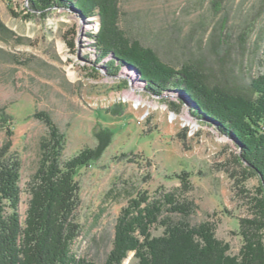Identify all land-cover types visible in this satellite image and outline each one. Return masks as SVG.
Listing matches in <instances>:
<instances>
[{
    "label": "rangeland",
    "instance_id": "374dc122",
    "mask_svg": "<svg viewBox=\"0 0 264 264\" xmlns=\"http://www.w3.org/2000/svg\"><path fill=\"white\" fill-rule=\"evenodd\" d=\"M116 1L119 29L169 66H196L212 85L233 91L264 74V0ZM28 8L27 0H0V150L9 142L8 156L21 164L22 223L50 139L47 115L63 139L62 161L111 134L101 158L75 176L78 259L105 264L122 210L140 195L149 202L173 195L191 209V225L212 224L238 256L242 225L258 217L263 195L232 137L206 116L193 117L195 104L181 88L156 95L138 70L112 67L114 55L101 56L92 38L102 33L99 9L85 16L74 5L45 15ZM122 264L138 260L132 252Z\"/></svg>",
    "mask_w": 264,
    "mask_h": 264
},
{
    "label": "trees",
    "instance_id": "16d2710c",
    "mask_svg": "<svg viewBox=\"0 0 264 264\" xmlns=\"http://www.w3.org/2000/svg\"><path fill=\"white\" fill-rule=\"evenodd\" d=\"M27 2L31 12L42 15L56 7L73 5L85 16L99 9L102 33L92 38L101 56L113 54L112 67L118 62L138 70L149 82V91L156 95L167 88H181L195 104L192 115L206 116L231 136L240 149L243 165L260 182L263 198L259 200L258 217L244 221V245L238 256L231 255L230 246L216 238L212 224L191 225V209L178 204L173 195L151 202L140 195L122 210L114 248L105 264H122L132 252L138 264H264V74L252 79L245 91H233L212 85L207 74L196 66H169L155 50L130 40L119 29L116 0ZM44 120L50 139L41 148L40 167L30 184L31 200L24 223L20 214L21 164L8 156L9 142L0 150V264H92L78 259L71 248L80 232V225L74 222L80 204L75 176L101 158L111 143V134L102 132L106 137L100 134L96 149L62 161V136L49 116L45 115ZM172 215L180 219L175 221ZM154 226L165 229L163 236L152 235Z\"/></svg>",
    "mask_w": 264,
    "mask_h": 264
},
{
    "label": "water",
    "instance_id": "95a60500",
    "mask_svg": "<svg viewBox=\"0 0 264 264\" xmlns=\"http://www.w3.org/2000/svg\"><path fill=\"white\" fill-rule=\"evenodd\" d=\"M131 92H134L133 90H131ZM190 115H191V113H190ZM193 116V115H192ZM194 117V116H193Z\"/></svg>",
    "mask_w": 264,
    "mask_h": 264
}]
</instances>
